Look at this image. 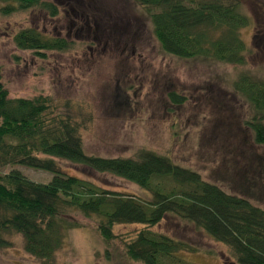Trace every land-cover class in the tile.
<instances>
[{
  "label": "rangeland",
  "instance_id": "obj_1",
  "mask_svg": "<svg viewBox=\"0 0 264 264\" xmlns=\"http://www.w3.org/2000/svg\"><path fill=\"white\" fill-rule=\"evenodd\" d=\"M43 1L57 8V17L38 9L0 13V83L9 99L43 96L63 111L65 106L83 108L90 118L81 132L86 156L128 158L151 151L264 208V146L253 143L244 126L251 117L249 107L233 89L242 74L264 82V0H238L249 20L240 32L249 51L243 67L164 54L149 14L133 0ZM27 28L71 42V49L44 58L19 51L13 37ZM171 94L182 97L183 104H172ZM57 165L66 175L103 190L148 200L140 188L112 175L60 160ZM13 170L34 183L52 179L20 166L2 168L0 175ZM71 219L79 226L65 232L54 264H141L126 258L119 241L106 246L95 218L77 213ZM141 229L118 226L114 234L128 240ZM149 231L195 249L193 255H178L183 264H235L224 246L176 217L165 216ZM2 238L6 245L0 247V264H40L24 251L22 236Z\"/></svg>",
  "mask_w": 264,
  "mask_h": 264
},
{
  "label": "trees",
  "instance_id": "obj_2",
  "mask_svg": "<svg viewBox=\"0 0 264 264\" xmlns=\"http://www.w3.org/2000/svg\"><path fill=\"white\" fill-rule=\"evenodd\" d=\"M150 16L161 51L181 60L205 59L231 66L247 64L248 49L240 32L249 25L238 0H133ZM0 13L9 16L38 9L51 18L57 8L43 0H0ZM19 51L44 58L65 53L72 43L43 36L33 28L13 37ZM248 105L244 126L253 143L264 146V82L240 75L233 85ZM174 105L183 98L171 94ZM57 109L48 97L9 99L0 83V169L20 166L52 175L47 184L34 183L18 171L0 175V247L4 235L22 236L26 254L40 264H54L64 234L78 228L74 214L96 219V232L108 246L119 241L131 262L183 264L178 255L196 253L187 244L150 233L165 216H173L202 230L224 246L235 264H264V208L240 193H229L205 182L166 156L140 150L128 158L86 156L81 132L90 118L82 109ZM109 174L132 183L148 195L103 190L91 182L62 172L57 161ZM141 226L132 239L114 234L118 226Z\"/></svg>",
  "mask_w": 264,
  "mask_h": 264
}]
</instances>
